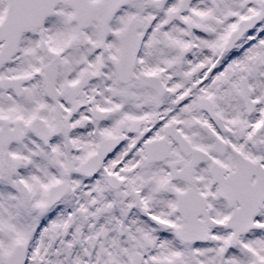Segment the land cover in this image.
<instances>
[{
	"label": "snow or ice",
	"instance_id": "obj_1",
	"mask_svg": "<svg viewBox=\"0 0 264 264\" xmlns=\"http://www.w3.org/2000/svg\"><path fill=\"white\" fill-rule=\"evenodd\" d=\"M0 264H264V0H0Z\"/></svg>",
	"mask_w": 264,
	"mask_h": 264
}]
</instances>
